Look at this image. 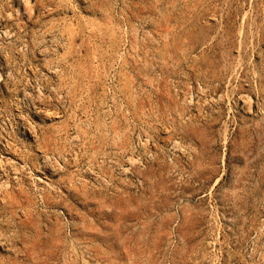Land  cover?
<instances>
[{"label": "rangeland", "instance_id": "1", "mask_svg": "<svg viewBox=\"0 0 264 264\" xmlns=\"http://www.w3.org/2000/svg\"><path fill=\"white\" fill-rule=\"evenodd\" d=\"M0 264H264V0H0Z\"/></svg>", "mask_w": 264, "mask_h": 264}]
</instances>
